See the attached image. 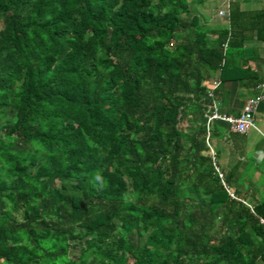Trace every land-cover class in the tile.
Wrapping results in <instances>:
<instances>
[{
    "label": "trees",
    "instance_id": "16d2710c",
    "mask_svg": "<svg viewBox=\"0 0 264 264\" xmlns=\"http://www.w3.org/2000/svg\"><path fill=\"white\" fill-rule=\"evenodd\" d=\"M194 2L0 0V264H264L204 118L215 73L257 78Z\"/></svg>",
    "mask_w": 264,
    "mask_h": 264
},
{
    "label": "crops",
    "instance_id": "0c3cea01",
    "mask_svg": "<svg viewBox=\"0 0 264 264\" xmlns=\"http://www.w3.org/2000/svg\"><path fill=\"white\" fill-rule=\"evenodd\" d=\"M221 9L228 12V18L218 14ZM238 12L244 13L247 17L237 18L232 26L230 16L233 13L236 17ZM256 13L260 14L259 19L250 17ZM191 14H197L207 28H226L229 31L233 28L237 33V39L231 46L227 44L226 63L236 67H249L256 75L257 83L249 87L242 86L237 80L221 81L218 73L213 76V80L218 81L216 87H213L211 82L206 83L212 93L209 96L210 103L215 104L220 113L228 115H238L248 97L260 95L254 113V128L236 133L232 132L225 122L214 121L210 127L209 144L215 152L216 168L223 175L230 177V187L255 185L262 188L264 86L261 85L264 84V0H195L191 5ZM257 31L261 36H258ZM245 167L253 168L255 171L256 176L251 183L244 178Z\"/></svg>",
    "mask_w": 264,
    "mask_h": 264
},
{
    "label": "built area",
    "instance_id": "2783aa9c",
    "mask_svg": "<svg viewBox=\"0 0 264 264\" xmlns=\"http://www.w3.org/2000/svg\"><path fill=\"white\" fill-rule=\"evenodd\" d=\"M218 14L222 17L228 18V12L226 10L221 9L218 11ZM228 40H229V38H227L226 41L223 43V49H225L227 47ZM217 85H218V81H214L213 87H216ZM261 86H264V84H262ZM210 90L208 91V96L212 95ZM259 99H260L259 94L255 95V96L248 97L245 100V102H243L244 105L242 107L241 112L236 116L228 115L225 113H220L215 104H211V103L208 104L207 109L205 111V117H206L205 123H206V127L208 130L206 138L208 139V143H209L210 127L212 126V123L214 121H217V120L225 122L229 126V129L232 132H236V133H243L250 128H254L255 127L254 113H255L256 105H257V102L259 101ZM209 149H210L209 150L210 155H211L212 159H214L215 158V152L211 149L210 145H209ZM216 170L218 172L219 177L222 180L223 185L226 186L224 181H223V178H222L223 174L217 168H216ZM228 191H229V195L231 197H234L231 190L228 189ZM243 202L248 207L251 208L250 204H248L245 201H243ZM258 220H259L260 225H262L264 228V218L258 217Z\"/></svg>",
    "mask_w": 264,
    "mask_h": 264
},
{
    "label": "rangeland",
    "instance_id": "374dc122",
    "mask_svg": "<svg viewBox=\"0 0 264 264\" xmlns=\"http://www.w3.org/2000/svg\"><path fill=\"white\" fill-rule=\"evenodd\" d=\"M261 172H262V174H264L263 171H261ZM254 173H255V171H254L253 168H247V167H245L244 173H243L244 174V178H246L251 183V180H253L255 178V176H256ZM251 186H253V185H251ZM243 188H246L247 189L248 187L246 186V187H243ZM251 188L258 190L257 193H256V197L257 198L258 197L259 198H263L264 197V187H262L263 188L262 189L261 187H257V186L254 185V187H251ZM248 198H249V201H250V198H252V197L250 196Z\"/></svg>",
    "mask_w": 264,
    "mask_h": 264
}]
</instances>
